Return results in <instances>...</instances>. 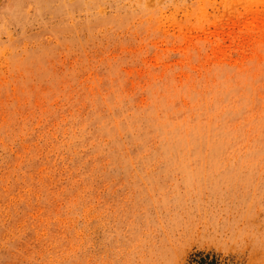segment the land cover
<instances>
[{
	"label": "rangeland",
	"instance_id": "rangeland-1",
	"mask_svg": "<svg viewBox=\"0 0 264 264\" xmlns=\"http://www.w3.org/2000/svg\"><path fill=\"white\" fill-rule=\"evenodd\" d=\"M0 264H264V0H0Z\"/></svg>",
	"mask_w": 264,
	"mask_h": 264
}]
</instances>
